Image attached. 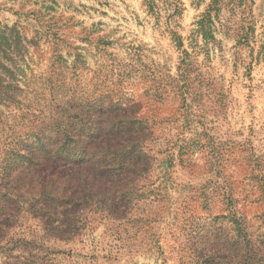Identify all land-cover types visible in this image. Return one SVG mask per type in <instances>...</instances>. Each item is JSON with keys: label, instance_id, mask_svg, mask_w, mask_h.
<instances>
[{"label": "rangeland", "instance_id": "1", "mask_svg": "<svg viewBox=\"0 0 264 264\" xmlns=\"http://www.w3.org/2000/svg\"><path fill=\"white\" fill-rule=\"evenodd\" d=\"M0 264H264V0H0Z\"/></svg>", "mask_w": 264, "mask_h": 264}, {"label": "trees", "instance_id": "2", "mask_svg": "<svg viewBox=\"0 0 264 264\" xmlns=\"http://www.w3.org/2000/svg\"><path fill=\"white\" fill-rule=\"evenodd\" d=\"M72 139H74V141H73V143L75 142V138L73 137H69V136H66V140H65V147H70L71 146V140ZM41 157V156H40ZM231 198H233L232 197V194L228 197V199H231ZM233 207L234 208V206H233V203H230V207Z\"/></svg>", "mask_w": 264, "mask_h": 264}]
</instances>
